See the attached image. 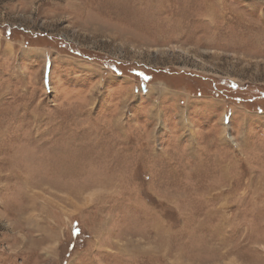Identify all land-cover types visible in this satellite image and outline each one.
<instances>
[{
  "label": "rangeland",
  "instance_id": "1",
  "mask_svg": "<svg viewBox=\"0 0 264 264\" xmlns=\"http://www.w3.org/2000/svg\"><path fill=\"white\" fill-rule=\"evenodd\" d=\"M257 124L264 0H0V264H264Z\"/></svg>",
  "mask_w": 264,
  "mask_h": 264
},
{
  "label": "crops",
  "instance_id": "2",
  "mask_svg": "<svg viewBox=\"0 0 264 264\" xmlns=\"http://www.w3.org/2000/svg\"><path fill=\"white\" fill-rule=\"evenodd\" d=\"M262 124H257L256 128H258L257 132L258 135L261 137V140H263L262 146L258 148V143L260 140L256 139V142L250 146V150H248L247 154L243 156L244 160L247 165L249 163V167L252 168L254 171H256V167H259V164H264V128L261 130ZM246 135L243 134L240 143L244 145ZM261 178H264L263 174H257Z\"/></svg>",
  "mask_w": 264,
  "mask_h": 264
},
{
  "label": "trees",
  "instance_id": "3",
  "mask_svg": "<svg viewBox=\"0 0 264 264\" xmlns=\"http://www.w3.org/2000/svg\"><path fill=\"white\" fill-rule=\"evenodd\" d=\"M118 62H116V64H112V66H110L111 68L113 67L114 69H116V68H118L119 67V64H117ZM118 65V66H117ZM122 65H125L126 67H128L129 66V64H127V63H125V64H122ZM117 71V70H116ZM215 88H217V86H214ZM243 90V89H242ZM242 90H240V91H242ZM255 90V89H254ZM247 91H249V90H247ZM254 93H256V94H258V96H260L261 94H260V92L259 91H256L255 90V92ZM239 96H240V93H239ZM241 101H245V100H241ZM248 103H251V101L250 102H248Z\"/></svg>",
  "mask_w": 264,
  "mask_h": 264
},
{
  "label": "bare ground",
  "instance_id": "4",
  "mask_svg": "<svg viewBox=\"0 0 264 264\" xmlns=\"http://www.w3.org/2000/svg\"><path fill=\"white\" fill-rule=\"evenodd\" d=\"M100 11V10H99ZM156 115V114H155ZM157 229V227H156V225H154V229ZM153 230V229H152ZM155 233H156V231H154ZM155 236V235H154ZM167 237V236H166ZM165 236H161V240H162V242H161V244L164 242V241H168V238H166Z\"/></svg>",
  "mask_w": 264,
  "mask_h": 264
}]
</instances>
